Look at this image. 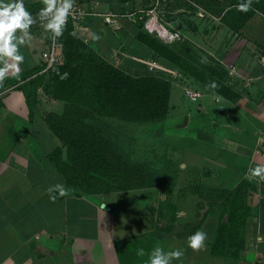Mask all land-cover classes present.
<instances>
[{
	"label": "crops",
	"instance_id": "crops-1",
	"mask_svg": "<svg viewBox=\"0 0 264 264\" xmlns=\"http://www.w3.org/2000/svg\"><path fill=\"white\" fill-rule=\"evenodd\" d=\"M25 2L34 16L43 7L40 0ZM98 21L97 18L89 20L90 27L78 29L80 35L90 38L89 43L106 61L117 62L118 56L110 47L118 49L114 46L120 32L113 33L111 28H103ZM91 33L101 39L93 41ZM31 36L30 43L20 49L25 57L20 78L9 77L0 87V104L3 105L0 107V264H125L120 252L122 248L124 251L134 250L133 254L137 248L143 249L147 255L146 263L149 261L147 250H151V245L147 248L149 235L155 231L154 207L167 225L175 227L176 235L163 234L161 248L184 252L176 264H264V182L258 178L250 180L246 175L250 168L264 164V154L255 153L264 145V77L245 82L243 85L247 90L239 88L237 92L241 99L237 102L205 88V98L197 103L196 108L188 106L179 87L172 85L170 110L163 122L134 123L97 117L96 121L105 122L102 128L106 139L130 163L145 168L148 184L141 189L89 194L67 188L63 174L50 160L60 143L48 128L46 117L62 115L66 111V103L54 98L51 74L45 76L38 88L35 114L30 118V109L21 88L27 80L36 77L34 71L42 63L40 54L51 42L49 33L39 22L32 26ZM60 49L62 51V47ZM124 61L114 65L132 76L149 75L164 79L152 72L136 73L137 64L129 58ZM181 116L185 118L184 126L179 124L175 129L172 121L178 122ZM164 122L168 123V129L164 127L166 136L161 138L162 141L135 140L126 133L131 139L128 140L124 139L125 133L121 135L122 129H155ZM114 128L119 130L115 137L110 133ZM157 158L159 164L154 165ZM154 178L160 180L161 189L160 184L152 182ZM243 180L255 185L249 195L251 214L245 249L239 259L213 256L211 244L221 220L225 219L223 199L208 203L201 199L199 190L212 189L225 195ZM57 183L64 186L68 195L61 197L53 193L57 199L52 202L46 190ZM200 185L205 187L199 188ZM142 191L152 196L131 194ZM130 197L133 198L131 201ZM141 198H146L143 205L149 215L148 223L139 218L142 217ZM127 209L134 210L135 224L125 230L120 220ZM201 211L204 212L202 219L197 216ZM169 213L177 214L171 223L166 222ZM182 227H197V230L206 232L205 248L199 252L189 248L188 237L179 235L184 231ZM170 238L176 241L172 247L167 246Z\"/></svg>",
	"mask_w": 264,
	"mask_h": 264
},
{
	"label": "trees",
	"instance_id": "trees-1",
	"mask_svg": "<svg viewBox=\"0 0 264 264\" xmlns=\"http://www.w3.org/2000/svg\"><path fill=\"white\" fill-rule=\"evenodd\" d=\"M75 32L71 21L63 36L57 40L63 49L64 61L55 65L47 74L53 76L54 98L66 103L62 115L50 114L46 124L62 143L50 155L53 166L63 174L66 187L82 190L90 177L102 181L132 180L131 186L98 189V192H115L141 189L147 186L148 178L143 166L130 163L93 121L97 117L116 118L126 122L150 123L167 119L172 84L157 76H132L100 56L93 45L71 35ZM137 40L168 59L174 65L187 70L180 56L174 54L155 40L139 33ZM67 72V79L60 75ZM34 71L36 77L29 79L21 88L24 91L30 118L35 114L37 91L47 74ZM191 71V70H188ZM219 96L236 102L240 99L218 79L205 72H189ZM215 82L218 88L208 85ZM3 105L0 104V107ZM96 180V179H94ZM99 180V181H100ZM97 181V180H96ZM81 188V189H80ZM88 188V187H87ZM255 185L243 180L223 197L224 214L217 234L211 244V254L228 259H239L246 246V228L251 208L249 195Z\"/></svg>",
	"mask_w": 264,
	"mask_h": 264
},
{
	"label": "rangeland",
	"instance_id": "rangeland-1",
	"mask_svg": "<svg viewBox=\"0 0 264 264\" xmlns=\"http://www.w3.org/2000/svg\"><path fill=\"white\" fill-rule=\"evenodd\" d=\"M84 1L89 4L90 7L92 6L96 10H99V12L108 11L117 15V22L112 27L108 26L104 19L97 18L103 28L104 26L109 27L113 33L115 31L118 33L120 32L118 37L115 35L117 44L114 47L118 49L113 50V48L110 47V50L118 56L115 60L117 62L113 63L111 61L112 64L120 65L123 63L124 59L129 58L132 62L137 64L138 69L136 73L152 72L153 74H162L165 80L171 82V78L168 77L167 74L160 73L161 71L159 70L157 72L152 71L155 69H151L150 66L147 65L148 63H157L164 68L181 70L188 80L195 81L197 84L201 85L204 90L207 88L203 86L204 83L189 72H205L209 77L218 79L239 97L240 93L237 92L239 88H245V90H247L243 85L245 82H249L250 79L257 80L260 79V77H264V0H253V10L247 13L240 12L236 8V5L243 2V0ZM89 20L93 19L88 18L85 22H82V27H90L91 21L88 22ZM80 25L81 23L79 26ZM74 28L77 36L81 39H86L81 37L82 34L80 35V30H78L77 27L74 26ZM89 32H91V29H89ZM139 33H143L144 36L150 40H155L165 48L170 49L174 54L180 56L181 64H184L187 70L174 65L168 59L157 54L155 50L141 44L137 40ZM87 40L88 44L92 45V43H89L90 38ZM61 53L63 54V49ZM59 55L63 56L61 54ZM201 58H206L207 63H201ZM124 62L127 63V61ZM234 69H236V73H232ZM171 84L179 87L180 93H183V88L180 84H177V82H171ZM240 99L237 101H240ZM185 101L188 106L194 105V108H196L197 104H191L187 100ZM184 119V116H181L178 122L172 121L173 127L177 129L179 124L184 126ZM94 122L95 125H100V127L97 128L100 129L104 127V121L97 119V121L94 120ZM167 125L168 123L164 122V124L155 129H149L148 127L127 128V130L122 129L121 135L125 133L124 139L128 138L126 136V133H128V135L132 136L131 138L135 140L144 141L157 139L162 141L163 139L161 138L166 136L164 127L167 128ZM109 127L112 128L113 126L111 125ZM101 130L103 131V128ZM118 131L117 128L110 129L111 136L115 137ZM119 139L120 138L117 140ZM128 140L131 139L128 138ZM59 143L62 145L60 141ZM131 144L135 146V143L131 142ZM191 157L193 158L194 155H191ZM158 164L159 159L157 158V162H154V165ZM90 178L85 188L81 190L89 194L100 191L98 189H110L122 185L131 186L135 184V181L132 180L122 181L113 179L112 181H102L95 177ZM152 182L155 183V185L160 184L158 178H154ZM159 187L160 189L162 188L161 184ZM202 187L205 186L200 185L199 188ZM199 193L201 199L209 201L208 203L212 202L213 199H223L225 196L221 194V192L206 188L199 190ZM131 194H135L138 197L145 194V197L148 198L152 196L146 191L132 192ZM128 199L131 201L133 198L130 197ZM145 200L146 198H141L139 201V208L142 210V217L139 216V218L145 223H148L149 215L145 211V206L143 205ZM107 203L111 204L110 201ZM134 206L137 207L138 205L134 204ZM129 207L131 206L129 205ZM133 212L134 210L127 209L123 213L124 216L120 221L125 230H127L129 226L135 224ZM157 212V208L154 207L153 224L155 231L149 235L150 238L149 243H147V248H150L151 245V250H147L148 255L155 247H162L163 234L165 236L167 234L176 235L174 234L175 227L167 225L165 219L159 216L160 214ZM203 215L204 212L202 211L197 213L200 219L204 217ZM168 217H166V222L171 223L173 220L172 218H177V214L169 213ZM181 229L184 231L179 232V235H186L189 237L194 234L197 227H182ZM169 240L167 246H174L176 241L174 240L173 242L171 238ZM127 251L128 250L124 251V248L120 249L125 264H148V261H146V263L144 262L146 259L145 256L147 255H138V248L135 254H133L134 250ZM164 251L169 252L166 249ZM172 264H176V260H173Z\"/></svg>",
	"mask_w": 264,
	"mask_h": 264
},
{
	"label": "clouds",
	"instance_id": "clouds-1",
	"mask_svg": "<svg viewBox=\"0 0 264 264\" xmlns=\"http://www.w3.org/2000/svg\"><path fill=\"white\" fill-rule=\"evenodd\" d=\"M42 8L34 16L28 10L25 0H0V87L9 77L20 78L21 64L25 62V57L20 49L27 46L31 39V28L37 22L49 33V38L55 44L63 36L67 28V21L72 15L75 0H40ZM253 0H243L236 5L238 11L247 13L252 11ZM75 36V32L71 33ZM93 41H98L101 37L95 33L91 34ZM201 63H207L206 58H201ZM57 74H59L57 70ZM68 73L60 75V79H67ZM211 89L218 88L213 81L208 85ZM250 180L259 179L264 182V164H258L250 168L246 174ZM50 200L57 199L53 193L65 197L67 190L60 183L50 186L47 190ZM207 233L197 230L187 238V245L194 252H199L205 248ZM144 250L139 249L138 255L143 256ZM184 252L180 249L165 252L161 247H155L149 254L148 264H172L173 260L179 261Z\"/></svg>",
	"mask_w": 264,
	"mask_h": 264
},
{
	"label": "built area",
	"instance_id": "built-area-1",
	"mask_svg": "<svg viewBox=\"0 0 264 264\" xmlns=\"http://www.w3.org/2000/svg\"><path fill=\"white\" fill-rule=\"evenodd\" d=\"M88 18H102L110 27L114 26L117 22V15L108 11L99 12V10H96L94 7H90V5L87 4L84 0H75L74 11L72 15L69 16L68 21H71L77 28L81 23L78 28L81 29L82 22H85V20H87ZM84 40L88 42L87 39ZM59 54L62 55L60 46L58 45L57 41L55 44L51 41L48 48L40 54L42 59V63L40 66V68H42V71L40 72V74H47L51 69L55 67V65L62 63V56H60ZM147 65L150 66L151 69H155L152 71L157 72L159 70L161 71L160 73L167 74L168 77L171 78L172 83L177 82V84H180L183 88V97L189 103L197 104L205 98L206 89L204 90L201 85L197 84L195 81L188 80L181 70H171L168 68H164L157 63H148ZM232 73H236V69H234ZM255 153L264 154V145L256 149Z\"/></svg>",
	"mask_w": 264,
	"mask_h": 264
},
{
	"label": "bare ground",
	"instance_id": "bare-ground-1",
	"mask_svg": "<svg viewBox=\"0 0 264 264\" xmlns=\"http://www.w3.org/2000/svg\"><path fill=\"white\" fill-rule=\"evenodd\" d=\"M164 32V31H163ZM165 37V36H164Z\"/></svg>",
	"mask_w": 264,
	"mask_h": 264
}]
</instances>
